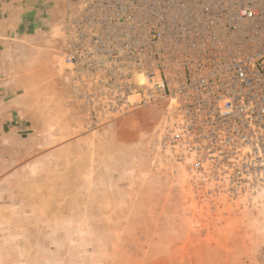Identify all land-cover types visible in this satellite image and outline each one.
<instances>
[{
	"label": "rangeland",
	"instance_id": "1",
	"mask_svg": "<svg viewBox=\"0 0 264 264\" xmlns=\"http://www.w3.org/2000/svg\"><path fill=\"white\" fill-rule=\"evenodd\" d=\"M57 35L38 90L17 60L0 75V264H264V188L194 185L152 145L157 105L85 124Z\"/></svg>",
	"mask_w": 264,
	"mask_h": 264
},
{
	"label": "built area",
	"instance_id": "2",
	"mask_svg": "<svg viewBox=\"0 0 264 264\" xmlns=\"http://www.w3.org/2000/svg\"><path fill=\"white\" fill-rule=\"evenodd\" d=\"M55 25L81 121L157 105L152 145L194 185L264 188V0H65Z\"/></svg>",
	"mask_w": 264,
	"mask_h": 264
},
{
	"label": "crops",
	"instance_id": "3",
	"mask_svg": "<svg viewBox=\"0 0 264 264\" xmlns=\"http://www.w3.org/2000/svg\"><path fill=\"white\" fill-rule=\"evenodd\" d=\"M64 5L65 0H0V75H9L8 62L17 60L20 76L37 77L38 90V78L48 59L43 52V34L52 32ZM15 42L23 46L18 52L11 49Z\"/></svg>",
	"mask_w": 264,
	"mask_h": 264
},
{
	"label": "bare ground",
	"instance_id": "4",
	"mask_svg": "<svg viewBox=\"0 0 264 264\" xmlns=\"http://www.w3.org/2000/svg\"><path fill=\"white\" fill-rule=\"evenodd\" d=\"M137 80L140 84L145 82L144 76L142 74L137 75Z\"/></svg>",
	"mask_w": 264,
	"mask_h": 264
}]
</instances>
